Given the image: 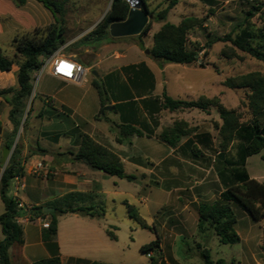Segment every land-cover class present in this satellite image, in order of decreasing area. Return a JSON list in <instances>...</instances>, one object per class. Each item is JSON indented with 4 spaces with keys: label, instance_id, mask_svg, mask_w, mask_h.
<instances>
[{
    "label": "rangeland",
    "instance_id": "obj_1",
    "mask_svg": "<svg viewBox=\"0 0 264 264\" xmlns=\"http://www.w3.org/2000/svg\"><path fill=\"white\" fill-rule=\"evenodd\" d=\"M54 1L62 3L59 17L62 19L65 43L58 49L59 53L81 64L89 81H104L106 73L111 71L118 74L117 80L112 78L113 82L125 83L129 72H125L124 68L144 63L153 67L157 63L151 60L147 52L152 47L153 34L164 22L154 23L152 19L154 14L167 6L168 0H144L148 11L152 13V18L149 19L152 25L147 34L121 37L109 35L89 45L76 44L103 19L112 0ZM248 12H254L248 21L252 29L264 31V0H179L168 11L165 22L176 24L186 16L204 20L201 26L191 30L187 36V48L195 50L197 62L190 65L170 63L159 66L164 72L155 70L158 81L156 91L162 92L165 83V91L173 99L196 100L200 96L218 98L226 108L237 111L241 115V121H248V91L228 89L222 82L228 77L248 72L264 73V63L237 49H234V57L221 55V50L230 46L227 42H216L205 47L212 37H223L228 33L233 36L237 33L245 25L244 19ZM54 25L56 22L51 12L36 0H26L21 7L13 5L4 8L0 3V53L13 59L16 65L20 57L15 55L13 40L22 36L41 37ZM200 62L203 68L199 67ZM36 73L38 71L33 72V75ZM59 87V82L45 71L37 81L32 79V94L25 103L22 115L17 116L20 126L13 144H17L21 150L25 143L28 150L35 149L41 154L52 153L53 162H67V152L75 151L79 143V132L72 131L77 130L75 126L78 124L93 122L98 94L89 84H84L83 87H66L61 95L71 91L72 97L82 102V107L77 106V103L73 104L77 116L69 118L61 113L67 112L60 109V106H55L57 109L53 110L50 105L38 117L39 100H51ZM137 87L138 92L142 93L141 86ZM157 98L160 96L150 93L147 99L151 102L148 106L150 111L155 113L153 115L152 112L148 120L145 118L148 122L145 129L149 133L148 139L144 140L141 147L130 150L133 156L143 159L141 162L145 163L144 166L128 162L123 165L124 171L134 175L136 179L127 181L89 168L93 186H101L103 193L87 203H82L81 200L73 202L71 198L64 199V203L71 206L72 203L83 207L99 206L104 210V216L98 222L110 225L117 236L115 244L118 251L113 258L114 264H147L149 259L140 251V247L155 240L156 236L160 239L161 264H203L199 247L207 249L214 262L222 259L225 264H264V218L254 222L242 211L235 209V230L240 241L232 245L219 243L210 231L205 234L197 232V204L213 201L223 189L218 180V134L214 126L220 120L215 109L211 108L208 113L196 109L169 112L158 108ZM105 113V116L113 117L112 112ZM8 115L7 110L0 114L1 147L5 134L12 128ZM178 121L186 122L188 129L195 130L189 137L182 139L177 148L157 143L156 141L160 142L157 135ZM83 127L85 129L84 125ZM187 141L191 143L187 144ZM193 142L198 143L199 147L192 146ZM234 152L231 148L226 157L234 158ZM41 161L47 162L46 159ZM4 166L3 163L2 168ZM144 168L147 169V174L142 178ZM246 169L251 178L264 183V159L261 155L247 158ZM52 179L49 177V180ZM201 184L203 189H197ZM56 195L55 193L52 197ZM53 207L62 205L57 203ZM131 214H136L151 229L140 228Z\"/></svg>",
    "mask_w": 264,
    "mask_h": 264
},
{
    "label": "trees",
    "instance_id": "obj_2",
    "mask_svg": "<svg viewBox=\"0 0 264 264\" xmlns=\"http://www.w3.org/2000/svg\"><path fill=\"white\" fill-rule=\"evenodd\" d=\"M16 7H21L26 0H12ZM53 15L56 25L49 28L41 37L22 36L13 40L15 55L20 57L16 64L18 70L15 74L16 87L0 89V97L10 106L9 119L12 128L5 134L3 146L9 149L13 147V139L20 126V119L25 108V103L32 94L33 72L40 69L42 60L51 56L64 45V30L61 26L59 14L62 3L54 0H36ZM178 0H168L167 6L160 12L154 14L152 22H164L152 36V47L149 50V57L162 64L190 65L197 62L195 50L187 48V36L191 30L203 24L202 18L194 16L183 17L179 23L173 24L165 22L166 15L170 9L176 6ZM141 10L148 15L147 4L140 0ZM129 4L125 0H112L109 11L105 14L98 25L84 36L76 45H89L90 43L109 36V26L113 23L122 22L126 19L129 12ZM256 11L257 8H254ZM254 12H248L244 21L245 25L235 34H226L223 37H212L207 41L205 47H209L216 42L229 43L230 46L221 50V55L234 57L237 49L248 54L252 58L264 63V31L252 29L249 19ZM151 21L144 26L138 34H147L152 25ZM141 45V42L140 44ZM15 61L0 53V71H9ZM199 67L203 68L202 62ZM127 74L125 83L113 82V77L118 79V74L109 73L103 80L93 79L91 86L96 90L99 98L100 110L98 117H105L103 107L115 102L112 105V112L117 113L123 108L134 105L133 97L130 92L132 88L138 92L137 86H141L143 92L153 86V76L144 64L139 66H129L124 68ZM222 85L228 89H245L248 91L246 96L247 109L250 113L248 121H241V115L233 110L226 108L218 98H207L200 96L196 100L173 99L165 90L162 91L160 98L156 99L158 108L169 112H177L185 109H196L205 113L215 109L220 123H215L214 129L218 134V180L223 187L218 197L211 202H199L196 207L197 232L203 234L206 231L212 232L219 243L224 245L236 244L240 237L235 230L236 216L235 209H239L252 221L259 222L264 218V183L251 178L246 169L247 158L260 154L264 159V73L253 71L246 74L228 77L223 80ZM34 98V97H33ZM128 99V100H127ZM146 98L141 100L143 106L147 107L151 102ZM145 107V108H146ZM121 123L116 124L119 137L117 142L121 143L120 137L148 136V131H143L136 127V120H127L120 115ZM25 124V122L23 123ZM138 126V125H137ZM195 128H187L184 121L174 122L171 126L164 128L157 138L170 148H177L182 139L190 136ZM190 144V141L186 142ZM186 144V145H187ZM233 148L234 158H227L226 153ZM197 152V150H195ZM196 152H193L195 156ZM18 145L12 148V154L2 168L0 164V200L4 206L0 214V230L2 239L0 240V264H62L58 256L39 259L35 262H28L22 253L24 244L23 230L17 222L20 216V209L17 207L18 201L7 194L9 182L16 176L23 174V168L18 161ZM263 153V154H262ZM68 159L72 162L82 163L91 170L101 171L108 176H115L127 181H133L136 177L124 171L123 163L119 156L105 146L97 143L88 135H82L80 143L75 151L67 152ZM80 193H70L66 199L80 197ZM66 205V204H65ZM55 208L54 214H44L43 206H32L29 209V219L49 216L48 227L43 228V241H51L57 231V215L67 213L78 214L90 218H100L104 216L101 207L66 205L64 209ZM129 207V211H130ZM137 221L142 229H151L148 224L140 219L136 214L130 215ZM111 239L115 236L107 231ZM264 238V227L262 228ZM199 251V256L203 264H225L222 259L214 262L207 249ZM140 251L149 254L147 264H161L160 239H156L140 247ZM67 264H86L81 260L70 259Z\"/></svg>",
    "mask_w": 264,
    "mask_h": 264
},
{
    "label": "crops",
    "instance_id": "obj_3",
    "mask_svg": "<svg viewBox=\"0 0 264 264\" xmlns=\"http://www.w3.org/2000/svg\"><path fill=\"white\" fill-rule=\"evenodd\" d=\"M0 3L4 8H9L13 5L15 6L12 0H5V2ZM144 65L153 76V86L151 89L148 88L145 93L142 91L140 94H137V92L131 88L130 92L133 97L132 101L135 103L134 105L127 106L123 108L122 111L117 113H113L112 110L108 111L113 113V117L105 116L102 118L98 117L100 110L98 98V103L95 105L96 115L93 117V122L90 124L87 122H84V124H78L75 126L77 130H71L72 132H79V143L82 135H88L97 143L105 146L117 154L123 165L125 162H128L141 167L144 166L145 163L141 162L143 159H141V157L133 156L132 151L130 152V150L134 149L135 147H141L144 144V140L148 138L146 135L141 137H120L121 143L117 142L119 134L116 124L121 123L120 115L125 116L127 120L138 121V126L136 125V127H139L143 131L145 128H147L146 123H148L145 121V118L148 120L149 115L153 111L151 112L148 106L147 110V108H145L146 106L144 107L141 104V100L145 98L148 99V97H150V93L153 96H161L162 94V92L159 93L156 91V85L158 81L155 74V70L159 71V73L164 72V69L161 70L159 67L161 64L157 62L153 67L148 66L147 63H144ZM17 70L18 66L12 65L9 71H0V89L16 87L15 74ZM45 72L57 80L60 84V87L53 95L51 100H39L40 107L37 116L40 117L42 115L46 106L50 107L51 105L52 109L56 110L57 108L55 106L58 105L60 106V109H64L67 112L61 113H64L69 118L76 117L77 112L73 104L77 103V106L81 105L80 107H82V102L76 101V99L72 97L71 91L64 93V95H61L60 93L66 87H83L84 84H89L90 87H92L89 79L86 77L87 74H85L79 83H71L53 77L49 74L48 70ZM109 73H111V71L106 73V75ZM164 84L165 83H163V90H165ZM114 104L115 102L111 100L110 104L106 106L112 107ZM6 110L9 114L10 106L3 98L0 97V114ZM152 114L155 115L154 112ZM83 125L85 126V129ZM143 132L146 134L145 131ZM156 142L162 143L158 141ZM191 145L199 147L198 143L196 142H193ZM2 148L3 146H0V152L2 151ZM19 152L18 161L20 166L23 168V174L21 175V182L23 183V186L16 190V181L12 179L9 182L7 194L9 197L16 199L26 207V210L23 209L20 211L19 216V224L23 230L24 244L22 253L24 258L30 263L42 258L58 256L62 264H67L68 260L70 259L81 260L86 264H114L113 258L116 256L118 251L115 244L117 236L112 232L110 225L100 224L98 222L100 218H90L73 213L58 215V217H56V235L51 241L46 242L43 241L42 238V224L45 222L48 223L50 217L46 216L44 218L37 217L33 220L29 219V209L32 206L54 208L53 205H57L58 203L59 205H62V207L57 208L64 209L66 206L65 204L67 203H64L63 200L66 199L67 195L70 193L81 194V196L75 198V201L73 202H78L81 200L80 202L87 203L88 200L97 199V197L103 193V190L101 186H93L94 182L91 179L92 174H90L88 171L89 168L82 163L72 162L68 158H66L67 162H53L52 153L47 152L45 154H41L35 149L28 150V146L25 143L23 144V148L21 150L19 149ZM11 154L12 150L9 152L6 158L5 165L7 164ZM41 159H46L47 162H42ZM39 161L43 163L44 169L38 175L29 173L28 167ZM146 174L147 169L144 168L142 178L146 176ZM49 177H52L53 179L49 180ZM200 187L203 189L202 184L197 186V189ZM55 193L57 194L56 197H52ZM72 205L73 207L80 206L73 203ZM185 209L186 208L183 209L184 212ZM3 210L4 206L0 200V214L3 212ZM107 231H110L115 236V239H111L107 235ZM207 232L208 231L205 233Z\"/></svg>",
    "mask_w": 264,
    "mask_h": 264
},
{
    "label": "built area",
    "instance_id": "obj_4",
    "mask_svg": "<svg viewBox=\"0 0 264 264\" xmlns=\"http://www.w3.org/2000/svg\"><path fill=\"white\" fill-rule=\"evenodd\" d=\"M48 70L49 74L55 78L61 79L66 82L71 83H79L86 74V70L82 65L77 63L75 60L66 57L59 53V50L53 53L51 56L44 58L42 60L41 67L38 73L32 76V79L35 81L38 80L40 75ZM44 169L43 163L41 161L36 162L28 167V171L31 174L38 175ZM16 181L15 189L18 190L19 187L23 186L21 182V176H16L13 178ZM17 207L21 210H26V207L18 202ZM20 218H17V222L19 223ZM43 228L48 227V223L42 224ZM151 253L147 254V257H150Z\"/></svg>",
    "mask_w": 264,
    "mask_h": 264
},
{
    "label": "water",
    "instance_id": "obj_5",
    "mask_svg": "<svg viewBox=\"0 0 264 264\" xmlns=\"http://www.w3.org/2000/svg\"><path fill=\"white\" fill-rule=\"evenodd\" d=\"M129 4V12L124 21L113 23L109 26V35L112 37H121V36H132L138 35L144 26L148 23L149 19L152 18V15H148L146 12L141 10L140 0H125ZM149 53V52H147ZM197 56V55H196ZM111 106L103 107V111H111ZM2 129L0 128V134ZM14 146V144H13ZM13 148V147H12ZM12 148L3 146L1 151V161L0 164L6 163V158ZM44 214H54L55 209L51 207H43Z\"/></svg>",
    "mask_w": 264,
    "mask_h": 264
}]
</instances>
